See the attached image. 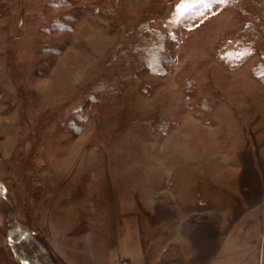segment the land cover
Segmentation results:
<instances>
[{
  "label": "rangeland",
  "instance_id": "374dc122",
  "mask_svg": "<svg viewBox=\"0 0 264 264\" xmlns=\"http://www.w3.org/2000/svg\"><path fill=\"white\" fill-rule=\"evenodd\" d=\"M12 1L0 9V264H14L10 205L62 264H138L140 246L146 264H264V0L194 23L171 14L176 0ZM248 22L254 54L242 55Z\"/></svg>",
  "mask_w": 264,
  "mask_h": 264
},
{
  "label": "trees",
  "instance_id": "16d2710c",
  "mask_svg": "<svg viewBox=\"0 0 264 264\" xmlns=\"http://www.w3.org/2000/svg\"><path fill=\"white\" fill-rule=\"evenodd\" d=\"M51 4L55 5L53 3ZM173 4L176 5L172 6L171 14L172 15L174 13L178 14L176 19H179V21L185 23L188 22L194 23L195 21L198 20V16L206 12H211L213 10L215 11L222 10L226 6L240 9L239 0H176L174 1ZM14 6H15V1L5 0L3 3L0 4L1 14L14 10ZM21 11L22 10H20L19 13H21ZM262 13L263 10H261V14ZM163 19L165 21V19H168V17L166 18L163 17ZM254 19H251L253 23H254ZM250 23L251 22H248V25ZM50 26H52L53 29H49L48 30L49 32L55 29L58 30V27H55L53 25ZM161 29L163 30V28ZM159 34L162 36V43H160L159 49L157 47V51L160 53L164 51L163 45L167 40L166 37L168 36L163 31ZM253 35H254L253 27L249 25L246 30L244 28L243 31L240 32L239 35L235 37L236 43L238 45L237 51L240 54L242 55H247V54L249 55L252 53L254 54V46H253L254 42L248 39L249 36H253ZM221 56L223 58L225 57L227 62L231 65H235L240 61L239 55L235 51H227L226 54H223ZM115 94H116L115 91L101 92V94L95 96L94 101H89L88 103L84 102L78 108L80 110L83 109L81 113L84 114L82 117L78 118V122H85V120L88 119L90 113L97 111V108L95 107H97L99 99L105 100V98H108V100H110L112 97L115 96ZM34 167L35 170H39V171L43 170L42 166L39 167L35 165ZM40 187L41 186L39 185V191L41 190ZM0 190H2L1 185H0ZM0 198L5 200L2 192H0ZM10 206L11 207L9 208V210L6 211V218L8 221L7 236L9 240V245L11 247V258L13 259L14 264H62L49 251L45 242L42 239H39L38 237L35 236L29 224L24 221L20 222L14 216V213H11L13 209H12V205ZM3 264L6 263L3 262Z\"/></svg>",
  "mask_w": 264,
  "mask_h": 264
},
{
  "label": "crops",
  "instance_id": "0c3cea01",
  "mask_svg": "<svg viewBox=\"0 0 264 264\" xmlns=\"http://www.w3.org/2000/svg\"><path fill=\"white\" fill-rule=\"evenodd\" d=\"M176 226H181V223L180 224H178V225H175V227ZM175 231H177L178 232V228H177V230H174V232ZM179 239V238H178ZM169 244V243H168ZM176 245H179L180 244V240H177L176 241V243H175ZM180 246V245H179ZM178 246V247H179ZM137 257H138V264H146V263H144V260H145V249H144V247L143 246H140V249L138 248V250H137ZM187 255H190V260H191V264H202L201 262H202V260H200L199 258H198V256L199 255H197L196 253L194 254V253H189V254H187ZM196 255V256H195ZM172 256H173V254H170L169 256H168V259H164L165 260V262H168V260H170V261H172L173 260V258H172ZM171 258V259H170ZM135 260V259H134ZM165 262H163V264H166ZM209 264H211L212 263V261H209L208 262Z\"/></svg>",
  "mask_w": 264,
  "mask_h": 264
},
{
  "label": "built area",
  "instance_id": "2783aa9c",
  "mask_svg": "<svg viewBox=\"0 0 264 264\" xmlns=\"http://www.w3.org/2000/svg\"><path fill=\"white\" fill-rule=\"evenodd\" d=\"M120 264H130V263L126 259H123V260L120 261Z\"/></svg>",
  "mask_w": 264,
  "mask_h": 264
}]
</instances>
